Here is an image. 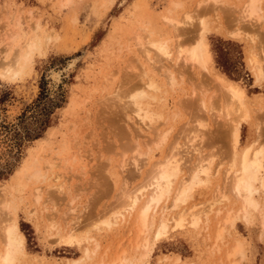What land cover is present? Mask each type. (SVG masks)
<instances>
[{
  "label": "rangeland",
  "instance_id": "obj_1",
  "mask_svg": "<svg viewBox=\"0 0 264 264\" xmlns=\"http://www.w3.org/2000/svg\"><path fill=\"white\" fill-rule=\"evenodd\" d=\"M247 1L0 0V203L4 195L13 200L14 216L24 228L27 254L17 264H111L120 257L134 264H264V195H254L247 222L240 201L225 186L224 172L235 156L230 118L221 115L226 99L216 80L220 75L235 82L247 95L249 118L241 122L238 151L252 147L264 154V81L255 82L250 63L256 56L264 71V0L258 3L261 19L251 23L242 14ZM187 14L191 23L176 32L167 19L186 21ZM203 25L213 60L209 73L178 58V49L194 47ZM33 35L39 50L28 63L18 62L16 76L4 77L1 62H10L17 49L24 53ZM139 35L163 42L173 62L152 51V64ZM148 82L157 91L143 86ZM140 93L145 95L140 102L154 114L150 133L130 104ZM157 131L168 134L166 143L146 146ZM170 154H178L185 178L198 165L197 156L211 160L212 178L178 208L172 207L173 198L164 201L149 219L156 226L140 233L138 210L124 208L123 193L139 187L153 162ZM35 170L41 175L36 180ZM194 205L201 216L198 227L188 218L184 227L170 223L154 238L162 213L171 218ZM228 213L234 222L224 224ZM219 227L224 233L216 240ZM239 243L242 254L228 258ZM86 249L92 259L84 258Z\"/></svg>",
  "mask_w": 264,
  "mask_h": 264
},
{
  "label": "bare ground",
  "instance_id": "obj_2",
  "mask_svg": "<svg viewBox=\"0 0 264 264\" xmlns=\"http://www.w3.org/2000/svg\"><path fill=\"white\" fill-rule=\"evenodd\" d=\"M211 1L217 2V0H211ZM206 2H208V1H206ZM259 2H260V0H248L246 2V5L245 4L242 5V6H244V8L242 9L243 10L242 14L244 17L243 19H246L250 23L253 21L257 22L259 19H261V15L259 12V5H258ZM261 10H263V9H261ZM187 18H189V19L186 21L185 20L180 21L178 19H175L174 17L172 19L169 18L167 20H170L169 22H171V26L173 27V29L176 32L181 33L180 31L185 29L183 27H185L187 24L191 23L190 20L192 18L188 14L186 15L185 19H187ZM205 31H206V27L203 25V27L198 31L197 35L196 34H195L196 36L194 35L196 37L195 38L196 44L194 45V47L192 49H183V48L179 47L180 49H178L179 51L178 50L177 51L179 53L178 58H182L184 60V62L186 61V62L194 63V64L198 65L203 71H206L209 73L211 68H212L213 60H212V55L210 53L209 47L205 41V37H204ZM43 35H44L45 39H48L50 34L47 35L44 32ZM141 36L139 39L137 37L136 38L138 40L140 47L143 49V53L146 55L147 59L150 62H152V64H154V59L150 55L152 53V51L156 52L157 55L161 54L160 56H163L164 58H166L165 59L166 62H167V60L169 63L173 62L174 58L172 56V51L168 50L167 47H164V45L161 44L163 42L156 43V42L150 40V37H148V36L147 37L149 38V41H145V40H143L145 37L143 36L142 37L143 39H142ZM27 42H28V43H26L27 46L26 45L24 46V47H26V49H24V50H26L24 53H23L22 49H17V51L15 52V54H14V56L10 62H5V63L1 62V67L5 68V70H4L5 73L3 74L4 77L9 78L10 76H16L20 72V68L19 69H17L18 67L15 68L16 65L18 64V62L23 61V60H25L23 62L29 61L32 57L31 56L32 52L39 47V43H40L38 38L35 37L34 35H33V37L31 36V38L29 39V41L27 40ZM38 50H39V48H38ZM260 58L262 59L263 57H260ZM250 63L252 64L255 82L256 83H262L264 81V71H263V67L261 65V62L258 61L256 56L252 55L250 57ZM168 68H170V67H168ZM168 68H165V71H166L165 76L166 77L168 76L167 78L172 83L171 85H175V81L172 77L173 75ZM53 79L55 81H58L59 75L54 74ZM216 80L219 82L218 86H219L220 91L222 90V92L225 95L226 105H225L224 113H222L221 115L226 116V117H224L225 119L227 117H228V119L230 118V122L228 120L229 124L228 123L227 124L230 125L232 133H233V134L231 133L233 135V144H231V145H233L232 151L234 153L233 155L235 156L234 162L232 161L233 164L232 165L230 164L231 166L230 167L228 166L229 169H227L226 172H224V174H225L224 179H225V182L227 185L225 184V182H224V184H225V186H227V189L229 188L228 190L233 194V196L237 198L236 201L237 200L240 201V204L242 205V206L240 205V208H241L240 210L243 209L242 213L244 212V215H246L247 212H249V209L251 207L255 206L256 201L254 202V199H253L254 195L258 192H261L264 195V163H263V155L264 154H263V149H260V150L257 149L256 152H253L252 147H247L244 150H242L241 152L238 151L237 146L239 144L240 125H241L242 121H247L249 118V112H248L249 108L247 106V95L245 93V90L235 82L227 80L220 75L216 76ZM143 86H146L147 89H150V90L152 89L154 91H157V86L154 83L148 82L146 85H143ZM132 96H131V98H132L131 102L132 103H130V104H132L135 107V111L133 113H135L137 120L139 122H141L143 124L144 128L147 129L150 133L151 131H153L151 129H152V124H153L155 118H154V114L151 111L144 108V106L140 102V99H142L145 95L140 93V94H133ZM201 102H202V107H203L205 102H204V100ZM130 104H129V106H131ZM211 110L214 111V108ZM215 113L217 114V112H215ZM219 113H220V111H219ZM232 116H233V118H232ZM157 132L158 133L152 132V134H154V136H155L154 138H152V140L148 137L151 141L147 140L148 138L145 137L147 140V143H146V140L143 142L139 141V143L140 144L146 143V146H149L150 144H155L159 148L164 143H166L165 140L167 139L166 136L168 134H166V136H165L164 134H162V132H159V131H157ZM259 134H261V130H260ZM139 140H140V138H139ZM134 143L138 144V142H136V141ZM133 147H135V144L133 145ZM4 148H5V146H4ZM136 148L138 149V145H136L135 149ZM2 151H3V147L0 144V155L3 153ZM178 157H179L178 154H176V155L170 154L168 157L166 156L163 159H161L160 161L158 160V161L153 162L154 163V164L152 163L153 165L150 164L151 168L149 169V171H146L147 174L144 177V179L142 180L140 186L139 187L137 186V188L133 189V191L131 190L130 192L128 191V192L123 193L124 198L127 197V200L123 202L124 203L123 206H125L124 208H126L130 211L138 210V217L137 218H138V222L140 223L141 229H139L138 227L137 228L140 231V233L144 232V234H146V233H148V231L150 232L151 229L156 226V222H154L153 219H151V221L153 220L152 222H149V219H150V216H152L153 212L156 213L157 208L164 201L169 200L170 198H173L172 199L173 202L171 205H172V207L178 208L187 202V200L191 197L192 193L196 189L201 188L204 185L206 186V184H208L210 182V179L212 178L211 177L212 169L209 168V165L211 166V163H212L211 160L207 161V160H204L203 158H200V156H199V158H197L198 157L197 156L196 159H199L198 165L192 171H189V172H191L190 177L185 178V176L184 177L181 176V172H182L181 162H180V159H178ZM135 159L138 160V158H136V157H135ZM136 161H135V165H139V164H137L138 162H136ZM205 162L208 163L207 166H204ZM133 163H134V161H133ZM230 163H231V161H230ZM47 164H48V162H47ZM124 164H126V162ZM37 167H38V165L36 166V168ZM217 174H218V172H217ZM40 176L41 175H40L39 170H35L31 177L36 180ZM221 187H223V186H221ZM224 189H226V187L223 188V191L224 192L228 191V190H224ZM223 191H222V193H223ZM10 195L12 196L11 193H10ZM226 197L228 198V196H226ZM224 198H223V200H224ZM36 199L37 200L40 199L39 193L37 194ZM40 200H39V202H41ZM225 201H223V202H225ZM217 202L219 203V201H217ZM220 203H222V200H220ZM194 206L195 207H192V208L190 207L187 210H185V209L179 210L176 213V216H173L171 218H168L164 213H162V217L160 218V221L157 225V230H155V232H154V234H155L154 238L158 239V238H160V236L163 235V233L165 234V232L169 228L170 223H173V224H171V227H173L175 229H179V228L184 227V225H185L184 223L188 221L187 220L188 218L190 219L189 223L192 227H198L201 223V216L199 214H197L198 212H196V209L198 207L196 205H194ZM256 208L257 207H255V209ZM167 210H165V211H167ZM13 211H14L13 200H9V199L7 200L6 195H4V198L2 199V201L0 203V215L4 216L3 218L0 217V221L2 219V223L0 222V224H2V227L0 228L1 240H2V242L0 243L1 244L0 245V264H17L27 254L26 250H25V237L21 232L20 226L17 223V220L14 216ZM220 211L222 212V209ZM232 211H234V210H232ZM228 212H229V210H228ZM217 213L220 214L219 211ZM120 214H121V212H120ZM226 214H227V212H226ZM226 214H225V216H226ZM228 215L229 216L226 217V219H224V224H226V223L231 224L232 222H234L232 220L234 219L233 216L235 215V212L233 213V216H231L230 213H228ZM242 215L243 214L240 215L241 218H242ZM244 215H243V218L245 217ZM5 216L6 217L9 216V218H5ZM153 216H154V214H153ZM247 216L248 215H246V219H245L246 221L248 220ZM236 218H237V216H236ZM219 220H218V222H219ZM135 223H137V222H135ZM220 223H222V222H220ZM222 225H223V223H222ZM223 231H224V228L219 227V230L216 233L217 234L216 240L219 239L220 236L223 237V233H224ZM67 238H68V240L66 239V237L64 238L65 244L68 246H70L71 244L73 245V241H71L69 239V237H67ZM73 238H75V237H73ZM148 238L149 237L145 238L146 243H148V241H147ZM139 243L142 244L140 241H139ZM146 243H144V244L146 245V247H148V245ZM138 244H137V246H139ZM145 245L141 246V249H143L145 247ZM154 245L155 244H151L150 247L148 248L149 255L152 253V249H153ZM96 248H97V245H96ZM96 248H94V251H96L95 250ZM242 251H243V245L241 243H239V244H237L236 247H234V250H232V252H230V254H228L227 257L228 258L230 256L233 257V255L236 256V254L241 253ZM124 253H123V255L125 256ZM91 254H92L91 251L89 249H86L85 254H84V258L85 259H92ZM118 256H119V254H118ZM137 257H138V255H137ZM135 260L137 261V259H135ZM80 261L81 260H74L73 262L71 261V264H80L81 263ZM87 261L88 260H86V262ZM95 261H97V260H95ZM106 261H108V260H106ZM133 262L134 261H129V259L126 257H120L117 262H113L111 264H134ZM140 262H142V261H140ZM177 262H182V261H181V259L178 258ZM108 263H106V264H108ZM99 264H105V263H99ZM182 264H190V263H182Z\"/></svg>",
  "mask_w": 264,
  "mask_h": 264
},
{
  "label": "trees",
  "instance_id": "obj_3",
  "mask_svg": "<svg viewBox=\"0 0 264 264\" xmlns=\"http://www.w3.org/2000/svg\"><path fill=\"white\" fill-rule=\"evenodd\" d=\"M21 231L24 232V228H23V226H21Z\"/></svg>",
  "mask_w": 264,
  "mask_h": 264
}]
</instances>
